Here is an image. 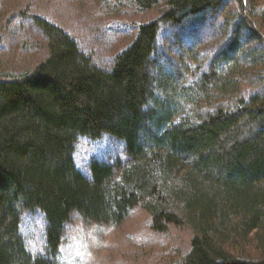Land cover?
<instances>
[{
	"label": "trees",
	"instance_id": "16d2710c",
	"mask_svg": "<svg viewBox=\"0 0 264 264\" xmlns=\"http://www.w3.org/2000/svg\"><path fill=\"white\" fill-rule=\"evenodd\" d=\"M115 1L157 16L111 67L62 25L22 13L45 54L0 71V264H63L74 214L119 226L137 206L156 231L191 230L170 264H264V0ZM103 134L127 158L91 157L85 173L77 143ZM36 209L44 244L33 253L21 227Z\"/></svg>",
	"mask_w": 264,
	"mask_h": 264
},
{
	"label": "rangeland",
	"instance_id": "374dc122",
	"mask_svg": "<svg viewBox=\"0 0 264 264\" xmlns=\"http://www.w3.org/2000/svg\"><path fill=\"white\" fill-rule=\"evenodd\" d=\"M98 5L106 13L112 10V15L101 12L92 16ZM24 11L62 25L99 65L108 67L113 55L135 35V25L157 16L155 11L138 12L115 0H0V71L31 65L45 54L42 34L22 16ZM8 16L14 19L5 24ZM205 37L214 36L206 32L201 39ZM23 43H36L39 51H21ZM126 154L124 143L109 134L97 139L81 137L74 151L76 163L85 173L91 157L112 161L116 157L126 159ZM22 217L21 230L29 250L40 252L44 244L43 212L25 211ZM192 236L189 228L173 224L162 232L152 229L149 213L140 206L119 226L74 214L66 225L61 260L63 264H170L189 248Z\"/></svg>",
	"mask_w": 264,
	"mask_h": 264
}]
</instances>
